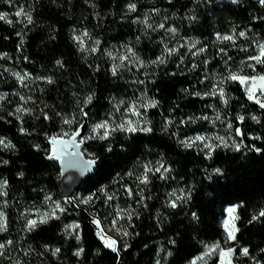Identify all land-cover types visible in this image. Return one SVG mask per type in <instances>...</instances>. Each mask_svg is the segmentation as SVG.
Instances as JSON below:
<instances>
[{
	"label": "trees",
	"instance_id": "16d2710c",
	"mask_svg": "<svg viewBox=\"0 0 264 264\" xmlns=\"http://www.w3.org/2000/svg\"><path fill=\"white\" fill-rule=\"evenodd\" d=\"M0 13V264H187L215 244L264 264V108L230 78L264 75L250 59L264 60V2L0 0ZM85 115L111 129L85 145L100 163L77 193L115 222L120 256L64 202L48 157ZM48 193L63 211L28 227Z\"/></svg>",
	"mask_w": 264,
	"mask_h": 264
},
{
	"label": "rangeland",
	"instance_id": "374dc122",
	"mask_svg": "<svg viewBox=\"0 0 264 264\" xmlns=\"http://www.w3.org/2000/svg\"><path fill=\"white\" fill-rule=\"evenodd\" d=\"M18 77H20V74L17 75ZM260 76H264V75H256V76H250V75H240L238 77H255L256 79H248L245 82H241L240 79H238L240 81V83L243 84V87L245 89V91L247 92L248 96L250 97V95L253 97L251 98L252 101L257 102V100H259L261 103H264V94L261 93V84L264 82H261L259 80ZM260 104V103H259ZM101 123H92L89 125V130L86 133V135L81 139V141L83 142L84 146H83V153L86 156L87 153V157L88 158H92L90 156V154L87 152V148H86V144L88 142H90V139L93 137H98L101 135H105V133L111 129L108 125H106L105 128H98L97 126L100 125ZM74 133V130L69 129L68 131L62 132L61 135L65 136V137H70L72 134ZM0 141H2V143H0L2 146L4 147H8L10 146V144L7 142L6 139H0ZM3 193H5V189L3 187L2 190ZM105 193V191H104ZM1 195V194H0ZM64 202L66 203H72L74 204L76 207L80 206L85 208L88 213H91L93 210H95V214L97 215L98 211L95 207L97 201H96V197L94 195L89 196V195H84L80 192L76 193L73 197V199L70 198H65L63 197ZM63 206L64 204L62 202H60L59 200H57L56 198H54V196L51 193H48L46 196V205L40 210L38 211L37 216L35 217H29V221L30 220H34L36 221V223H41V219L42 218H46V222L51 218L54 217L57 213H60L63 211ZM62 209V211H61ZM0 212L3 213V224L5 225V214L4 211L1 209ZM54 212V215H53ZM229 213V212H228ZM98 217V215H97ZM100 218V217H99ZM101 219V218H100ZM236 220H237V213H236V208H235V212L234 213H229L228 216V221L226 223V228H227V234H228V238H229V231H233V226L235 229L236 228ZM29 221H28V227H29ZM103 223V222H102ZM104 226V224H103ZM108 228L112 231H108L107 228L104 226V232H106L107 234H109V236L114 237L117 240V244L120 245V239L119 237L121 236L120 231H118V229L115 227V222H112L110 226H108ZM99 230H100V226H99ZM98 230V231H99ZM237 231L234 232V234H236ZM232 240V239H229ZM116 244V245H117ZM218 245V247H216ZM227 249H233V252L229 255L224 256L223 258L221 257V251L222 250H227ZM235 249L236 246H230L229 248H223L222 245L220 244H215L213 246H208L202 253H200L199 256L193 258L190 262H188L187 264H205L207 261H209L212 257H214L215 255H218L219 259H220V263L222 262V259L225 261V264H227V261H231V264H236L235 263ZM79 255L82 254V251L79 250L78 253ZM243 254V252H242ZM244 255V254H243Z\"/></svg>",
	"mask_w": 264,
	"mask_h": 264
},
{
	"label": "water",
	"instance_id": "95a60500",
	"mask_svg": "<svg viewBox=\"0 0 264 264\" xmlns=\"http://www.w3.org/2000/svg\"><path fill=\"white\" fill-rule=\"evenodd\" d=\"M88 130H89V120H88L87 115H85L83 122L79 125L78 129L75 130V132L70 137H65L63 135H60V136L54 135L49 139V142L51 144V151H50V154L48 155V157H54L51 160L58 161L59 166L61 168V172H62L61 179L59 181V187L61 189V197H68L70 199H73L74 194L77 193V190L81 188V185L84 183V181L86 179H88L91 176V174L96 172L98 164L100 163L99 159H95V158L89 159L83 153L84 144L81 141V139L86 135ZM64 144H67L66 150L68 153L71 152L72 154H74V153L77 154V156H80L86 163H88L89 161H94V163L90 164L91 169L88 170L86 175L80 181H78L72 189H64V187H62V185H61L62 180L64 178V172H63V167L61 165L62 159L58 155V152H57V145L59 148L61 145H64ZM98 221H99L100 229L104 231V226H103L102 220L100 218H98ZM116 246H117V250L114 252H116L120 256V246H119V244H117ZM104 247H106V246L104 245ZM106 248L108 250L110 249L109 247H106Z\"/></svg>",
	"mask_w": 264,
	"mask_h": 264
},
{
	"label": "snow or ice",
	"instance_id": "6c2138e0",
	"mask_svg": "<svg viewBox=\"0 0 264 264\" xmlns=\"http://www.w3.org/2000/svg\"><path fill=\"white\" fill-rule=\"evenodd\" d=\"M9 2H10V0H9ZM261 2H264V0H261ZM130 8L135 9V5H130ZM20 14H21L20 12H17V13H16L17 16H19ZM6 16H7L6 13H0V19H4V18H6ZM27 19H28L29 22H31V16H30V15L27 16ZM9 22H10V21H9ZM160 27H163V25H160ZM85 35H87V33H85ZM240 35L243 36L244 33L241 32ZM224 39H231V37H224ZM261 55L264 56V45L261 46ZM250 59H255V60H257V61L260 62V63H264V60H262L260 56L251 57ZM57 63H59V61H58ZM115 71H116V69L114 68V69H113V74H115ZM230 78L233 79V80L240 79L242 83L245 82V81L248 80V79H253V80L256 79L255 77H252V78H249V77H243V78H241V77H238V76L235 75V74L231 75ZM259 80H260L261 82H264V76H260V77H259ZM49 82H50V81H49ZM260 90H261V93L264 94V83L261 84V88H260ZM221 94L223 95L222 91H221ZM249 98L251 99V98H253V97L250 95ZM91 99H92L91 96H89V97H88V101L90 102ZM257 103H260V106H261L262 108H264V103H261L259 100H257ZM17 111L19 112V111H21V109L18 108ZM240 119H243V118L241 117ZM253 119H256V117H253ZM68 122H69V121H65V123H68ZM97 127H98V128H105V127H106V124H100V125H98ZM120 128H121V130H127V131H132V132L137 131V128H133V127H129V128H127V129H124V126H123V125H120ZM140 130H141V131H145V132H149V131H151L150 128H143V129H140ZM237 131L239 132V130H237ZM106 135H107V132L105 133V136H106ZM196 139H197V140H204V137H200V136H198V137H196ZM218 139H219V138H218ZM0 143H2V141H0ZM206 147H209V148H210L211 146H210V145H206ZM49 158L52 159V158H54V157H49ZM88 163H89V164H92V163H94V161H89ZM156 171H159V168H157ZM216 171L219 172V169H217ZM142 182H147V176H146V175H145L144 179L142 180ZM6 183H7L6 181H0V190L3 189V187L6 185ZM0 194H5V193H3L2 191H0ZM175 195H176V194L173 193V196H175ZM189 195H190V194H189ZM179 199H181V197L177 196V197H176V200H179ZM171 206H172V207H175V206H176V202L173 201L172 204H171ZM61 211H62V209H61ZM228 212H229L230 214H231V213H234V212H235V208H229V209H228ZM53 215H54V212H53ZM194 215H195V214H194ZM260 215H261V216H264V212H261ZM253 219H255V217H253ZM2 221H3V213L0 212V230H4V228H5V225L3 224ZM43 222H46V218H42V219H41V223H43ZM35 224H36V221H34V220H30V221H29V227H35ZM97 224L99 225V222H97ZM77 227H78V226H77ZM233 229H234L233 231H229V239H232V240L235 239V234H234V232H235V231H238V229H235L234 226H233ZM125 235H127V233H125ZM102 238H103V237H102ZM108 239H109L110 243H109L107 246L111 247L112 245H114V244L116 243L114 240H111V238H108ZM2 247H3V245H0V248H2ZM216 247H218V245H217ZM112 250H113V251H116V248L113 247ZM56 251L58 252L59 249H57ZM81 251H82V249H81ZM232 252H233V249H227L226 251H225V250H222V251H221V257L223 258L224 256L231 254ZM242 252H243L244 255H247V254H248V249L245 248V249L242 250ZM221 264H225V261H224L223 259H222ZM227 264H231V261H230V260L227 261Z\"/></svg>",
	"mask_w": 264,
	"mask_h": 264
},
{
	"label": "bare ground",
	"instance_id": "6f19581e",
	"mask_svg": "<svg viewBox=\"0 0 264 264\" xmlns=\"http://www.w3.org/2000/svg\"><path fill=\"white\" fill-rule=\"evenodd\" d=\"M66 148L67 144L61 145L59 148L57 145V152L62 159L61 165L64 172V178L61 185L64 189H72L76 183L86 175L88 170L91 169V165L86 163L80 156H77V154H72L71 152L68 153ZM98 237L106 247H109L107 245L110 243L108 238L114 240L109 234L101 229L98 231ZM113 247L117 250L116 243L109 248L112 250Z\"/></svg>",
	"mask_w": 264,
	"mask_h": 264
},
{
	"label": "built area",
	"instance_id": "2783aa9c",
	"mask_svg": "<svg viewBox=\"0 0 264 264\" xmlns=\"http://www.w3.org/2000/svg\"><path fill=\"white\" fill-rule=\"evenodd\" d=\"M89 159H91V158H89ZM76 194V193H75ZM74 194V195H75ZM74 197V196H73ZM79 208H82V209H85V208H83V207H80V206H78ZM86 210V209H85ZM89 214V216L93 219V221L97 224V222H99L98 221V218L99 217H97V215L95 214V210H93L91 213H88ZM98 225V224H97ZM99 226V225H98ZM98 230L99 229H97L96 230V232H97V234H98ZM115 241H116V244H117V240L114 238V237H112Z\"/></svg>",
	"mask_w": 264,
	"mask_h": 264
}]
</instances>
